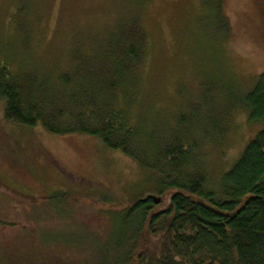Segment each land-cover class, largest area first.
<instances>
[{
	"label": "rangeland",
	"instance_id": "374dc122",
	"mask_svg": "<svg viewBox=\"0 0 264 264\" xmlns=\"http://www.w3.org/2000/svg\"><path fill=\"white\" fill-rule=\"evenodd\" d=\"M136 27L146 52L131 124L152 150L183 133L193 167L218 181L264 125L241 100L264 75V0H0V64L55 85ZM156 177L94 136L14 125L0 99V264L111 261L119 215L101 198L156 195Z\"/></svg>",
	"mask_w": 264,
	"mask_h": 264
},
{
	"label": "trees",
	"instance_id": "16d2710c",
	"mask_svg": "<svg viewBox=\"0 0 264 264\" xmlns=\"http://www.w3.org/2000/svg\"><path fill=\"white\" fill-rule=\"evenodd\" d=\"M133 33L95 62L75 64L55 85L51 75L40 80L1 63L4 118L94 136L157 172L158 203L143 193L125 204L101 198L99 211L119 215L114 258L105 264H264V125L216 182L193 167L194 147L183 133L170 142L160 137L154 150L146 146L130 120L146 52L142 29ZM241 100L249 119L264 122L263 74Z\"/></svg>",
	"mask_w": 264,
	"mask_h": 264
},
{
	"label": "water",
	"instance_id": "95a60500",
	"mask_svg": "<svg viewBox=\"0 0 264 264\" xmlns=\"http://www.w3.org/2000/svg\"><path fill=\"white\" fill-rule=\"evenodd\" d=\"M149 197L151 199L154 200L155 203H158L160 201V197L156 196V195H153V194H149Z\"/></svg>",
	"mask_w": 264,
	"mask_h": 264
}]
</instances>
